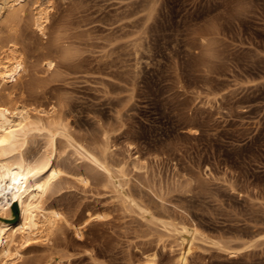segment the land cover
Segmentation results:
<instances>
[{"label": "rangeland", "instance_id": "374dc122", "mask_svg": "<svg viewBox=\"0 0 264 264\" xmlns=\"http://www.w3.org/2000/svg\"><path fill=\"white\" fill-rule=\"evenodd\" d=\"M53 2L46 35L31 0L0 26V45L15 42L27 61L0 99L15 90L28 108L68 117L77 139L108 147L155 219L103 175L72 181L50 203L81 217L82 233L64 224L20 242L13 264H143L152 253L176 264L185 244L166 219L203 234L185 264H264V0ZM89 210L101 216L84 222Z\"/></svg>", "mask_w": 264, "mask_h": 264}, {"label": "bare ground", "instance_id": "6f19581e", "mask_svg": "<svg viewBox=\"0 0 264 264\" xmlns=\"http://www.w3.org/2000/svg\"><path fill=\"white\" fill-rule=\"evenodd\" d=\"M31 1L33 24L37 32L46 35L54 2L53 0ZM27 2L28 0H0V26L7 27L9 23H14L16 17L23 15ZM4 9L7 11L5 17L2 15ZM70 52L66 49L65 55ZM26 62L15 42H2L0 86L11 84V89L17 87L25 71ZM46 66L47 69L52 68L53 60L46 62ZM14 91L10 90L6 93L7 100L0 99V264L14 263L15 257L21 253L20 242L23 244L30 239L47 238L54 231L58 232L57 229L61 225H70L73 230L82 233L81 217L70 219L62 208L50 203L51 198L72 181L86 185L91 184L92 179H97L98 175H103L107 186L123 203L138 211L137 214H141L143 218L155 219V212L149 205L142 199L132 198L128 190L123 187L127 183L126 161L114 163L115 158L112 159L111 152L105 145L93 146L91 142L88 143L89 141L85 143L77 139V136L74 137L68 117L57 116L55 108L30 109L15 100ZM59 143H64L69 152L64 146L63 149L59 147ZM64 160H69L70 165ZM77 161L83 162V165L78 164ZM87 215L86 218L84 217V222H90L94 217L101 216L90 210ZM166 220L162 223L167 232L176 233L185 244L182 249L180 248L176 264H185L195 241L203 234L197 226ZM156 260L155 253L148 254L143 264H158Z\"/></svg>", "mask_w": 264, "mask_h": 264}]
</instances>
